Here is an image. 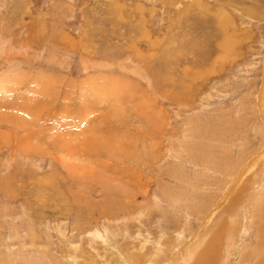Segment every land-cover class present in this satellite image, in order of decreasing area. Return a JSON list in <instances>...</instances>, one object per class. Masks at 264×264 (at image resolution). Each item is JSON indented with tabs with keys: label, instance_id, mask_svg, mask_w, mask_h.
<instances>
[{
	"label": "rangeland",
	"instance_id": "374dc122",
	"mask_svg": "<svg viewBox=\"0 0 264 264\" xmlns=\"http://www.w3.org/2000/svg\"><path fill=\"white\" fill-rule=\"evenodd\" d=\"M263 258L264 0H0V264Z\"/></svg>",
	"mask_w": 264,
	"mask_h": 264
},
{
	"label": "crops",
	"instance_id": "0c3cea01",
	"mask_svg": "<svg viewBox=\"0 0 264 264\" xmlns=\"http://www.w3.org/2000/svg\"><path fill=\"white\" fill-rule=\"evenodd\" d=\"M263 260H264V258H263Z\"/></svg>",
	"mask_w": 264,
	"mask_h": 264
},
{
	"label": "bare ground",
	"instance_id": "6f19581e",
	"mask_svg": "<svg viewBox=\"0 0 264 264\" xmlns=\"http://www.w3.org/2000/svg\"><path fill=\"white\" fill-rule=\"evenodd\" d=\"M262 237V236H261Z\"/></svg>",
	"mask_w": 264,
	"mask_h": 264
}]
</instances>
